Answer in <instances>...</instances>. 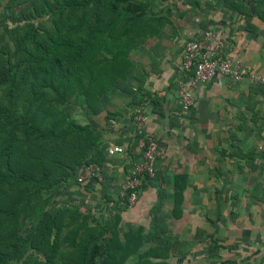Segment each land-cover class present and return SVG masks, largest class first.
<instances>
[{
  "label": "rangeland",
  "instance_id": "1",
  "mask_svg": "<svg viewBox=\"0 0 264 264\" xmlns=\"http://www.w3.org/2000/svg\"><path fill=\"white\" fill-rule=\"evenodd\" d=\"M60 1L11 0L0 8V175L12 176L0 183V250L12 252L3 264H79L80 247L85 241L98 244L95 260L100 264L109 237L115 264H137L138 254L150 246L164 249L167 264H222L221 225L231 221L218 217V201L223 196L227 199L229 192L214 187L195 189L188 172L179 167L155 169L147 183L155 185L156 197L146 200L144 211L143 207L138 209L137 200L147 183L142 188L138 186L133 202H129L126 192H120L132 162L127 159L129 142L120 120L123 115L128 118L133 112L142 111L141 94L137 90L128 111V102L124 103L130 89L126 80L131 65L102 95L110 97L111 104L104 102L102 96L92 102L73 96L57 103L51 91L45 90L40 93V99L55 107L47 119L59 118L54 130L50 135L39 137L23 127L22 112L28 107L27 94L32 81L22 65L24 49L21 46L28 47V42L22 41L23 30L24 27L38 32L49 30L56 16L52 11ZM130 1L140 7L138 13H128L122 6L118 10L124 20L130 16L137 19L132 30L139 33L132 39L138 41L143 37L131 50L148 38L160 35L164 29L177 33L182 27L189 29L194 25L191 37L209 27L219 32L221 27L213 20L229 11L240 14L247 7L250 12L259 13L264 21V0ZM94 5L86 9L78 41L92 25ZM175 61L170 68L172 79ZM248 81L252 94L259 93L264 99L263 85ZM255 93L244 98V117L237 124L239 136L229 132L228 144L210 141V148L222 153L227 150L235 158L254 163L258 159L264 161V118L254 108L255 101L259 100ZM191 107L183 112L178 108L174 131L170 127L157 135L164 145V153L184 151L190 145L206 148L186 138L183 116ZM68 122L81 126L83 131L68 128ZM221 144H225L224 149H219ZM5 146H10L6 152ZM88 165L96 168L102 179L89 175L82 182H76L77 170ZM15 175L34 176L38 182L20 183L13 178ZM207 194L217 199L214 204H206ZM210 211L216 216H209ZM102 226L101 235L95 238L94 233Z\"/></svg>",
  "mask_w": 264,
  "mask_h": 264
},
{
  "label": "crops",
  "instance_id": "2",
  "mask_svg": "<svg viewBox=\"0 0 264 264\" xmlns=\"http://www.w3.org/2000/svg\"><path fill=\"white\" fill-rule=\"evenodd\" d=\"M7 2L11 0H0V8L6 7ZM244 11H250V7ZM240 14L231 11L221 13L213 21L221 27L219 33L228 41L230 54H236L255 71L264 73V21L255 15L240 19ZM194 30V25L189 29L182 27L177 33L173 29L170 32L164 29L160 35L148 38L129 52L132 63L126 81L130 89L125 94L124 103L128 102V111L135 90L140 92L139 106L147 116L145 132L158 135L170 127L172 131L176 129L174 117L179 106L170 68L181 54L183 41L191 37ZM261 90L264 91V85ZM253 94L248 79L229 84L216 76L209 82L199 84L193 92V107L183 116V129L187 140L200 142L206 148L197 149L190 145L184 151H165L155 162V169L179 167L187 171L191 186L195 189L214 187L229 192L227 199L223 196L218 201V217L231 221L228 225H221L222 264H264V161L258 159L254 163L253 160L235 158L227 150L222 153V150L217 151L208 145L210 141L228 144L229 132L238 135L237 124L244 117V98ZM255 96L259 100L255 101L254 108L259 110V117L264 118V99L259 93H255ZM102 98L111 104L110 97ZM131 116L127 118L123 115L120 125L129 142L127 159L133 161L138 149L130 135ZM220 147L224 149L225 144ZM155 197V185L147 183L138 197V209L143 207L144 211L146 200H154ZM204 199L207 200L206 204H214L217 200L209 194ZM208 215L216 216L211 211Z\"/></svg>",
  "mask_w": 264,
  "mask_h": 264
},
{
  "label": "trees",
  "instance_id": "3",
  "mask_svg": "<svg viewBox=\"0 0 264 264\" xmlns=\"http://www.w3.org/2000/svg\"><path fill=\"white\" fill-rule=\"evenodd\" d=\"M90 4H95L91 16L92 25L86 36L78 41L77 36L82 30L86 9ZM121 6L128 13H138L140 8L130 0H61L52 11L56 16L52 18L53 24L49 30L38 32L24 27L22 41H27L28 47L24 44L21 46L24 49L22 65L32 81L27 94L28 107L24 108L22 119L23 127L29 133H35L39 137L50 135L59 119H47L48 115L55 112V107L53 104H45L40 99V93L51 91L57 103H64L73 96H82L86 102L96 101L131 65L128 53L143 37L140 34V40L132 39V36L139 33L132 30L134 20L137 19L130 16L128 20H124L118 10ZM241 13L247 17L260 15L256 11ZM10 77L12 80L13 74ZM66 125L77 132L84 129L73 122ZM9 149L10 146L4 147L5 152ZM5 178L12 176L0 175V183ZM13 178L24 184L38 182L34 176L25 178L15 175ZM147 181L144 177L140 188ZM54 221L55 219L52 223ZM103 228L104 226L94 233L95 238L101 235ZM111 242L112 238L109 237L100 264H115ZM80 251L82 256L79 264H97L95 258L99 246L96 241H85L81 244ZM11 256L12 252L0 250V264ZM165 257L162 247L150 246L138 254L137 264H167Z\"/></svg>",
  "mask_w": 264,
  "mask_h": 264
},
{
  "label": "built area",
  "instance_id": "4",
  "mask_svg": "<svg viewBox=\"0 0 264 264\" xmlns=\"http://www.w3.org/2000/svg\"><path fill=\"white\" fill-rule=\"evenodd\" d=\"M244 14L239 18L243 19ZM228 41L221 33L206 28L199 35L188 38L179 58L173 66V82L180 111H187L193 105V92L201 84L220 76L229 84H236L244 79L264 85V73L255 71L235 54L228 51ZM147 116L142 111H135L130 118V135L137 144L138 153L131 162L130 174L120 185V192H128L129 202L136 198L137 188L144 177L148 180L155 171V162L164 149L162 140L153 132H145ZM96 168L82 166L75 175L76 182H82L89 175L101 180Z\"/></svg>",
  "mask_w": 264,
  "mask_h": 264
}]
</instances>
